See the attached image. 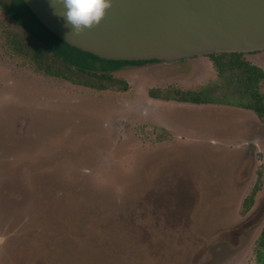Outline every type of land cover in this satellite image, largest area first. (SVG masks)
I'll return each instance as SVG.
<instances>
[{
  "label": "rangeland",
  "instance_id": "obj_1",
  "mask_svg": "<svg viewBox=\"0 0 264 264\" xmlns=\"http://www.w3.org/2000/svg\"><path fill=\"white\" fill-rule=\"evenodd\" d=\"M5 25L0 264H255L264 123L148 96L216 81L208 58L124 66L127 91L99 92L37 74ZM245 55L264 71V52Z\"/></svg>",
  "mask_w": 264,
  "mask_h": 264
},
{
  "label": "water",
  "instance_id": "obj_2",
  "mask_svg": "<svg viewBox=\"0 0 264 264\" xmlns=\"http://www.w3.org/2000/svg\"><path fill=\"white\" fill-rule=\"evenodd\" d=\"M66 44L108 61L174 62L264 52V0H112L98 26L70 35L50 0H23Z\"/></svg>",
  "mask_w": 264,
  "mask_h": 264
},
{
  "label": "trees",
  "instance_id": "obj_3",
  "mask_svg": "<svg viewBox=\"0 0 264 264\" xmlns=\"http://www.w3.org/2000/svg\"><path fill=\"white\" fill-rule=\"evenodd\" d=\"M0 15L5 20V41L13 54L26 61L30 68L44 77L55 78L76 86L104 92L127 91L125 81L113 73L124 66H141L151 62L108 61L72 47L47 30L33 15L23 0L0 1ZM245 54L221 53L209 55L217 74L214 82L198 89H150L153 100L177 102L195 106H228L251 111L264 123V82L262 68L252 64ZM255 192L244 201L246 210L254 202ZM255 264H264V228L255 252Z\"/></svg>",
  "mask_w": 264,
  "mask_h": 264
},
{
  "label": "clouds",
  "instance_id": "obj_4",
  "mask_svg": "<svg viewBox=\"0 0 264 264\" xmlns=\"http://www.w3.org/2000/svg\"><path fill=\"white\" fill-rule=\"evenodd\" d=\"M50 3L69 29L67 39L98 26L112 6V0H50Z\"/></svg>",
  "mask_w": 264,
  "mask_h": 264
}]
</instances>
